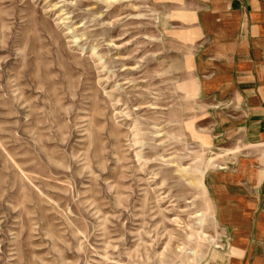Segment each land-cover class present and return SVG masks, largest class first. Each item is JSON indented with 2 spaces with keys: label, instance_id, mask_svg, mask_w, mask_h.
<instances>
[{
  "label": "rangeland",
  "instance_id": "rangeland-1",
  "mask_svg": "<svg viewBox=\"0 0 264 264\" xmlns=\"http://www.w3.org/2000/svg\"><path fill=\"white\" fill-rule=\"evenodd\" d=\"M171 10L0 0V264L225 257L206 177L234 156L228 110L200 95Z\"/></svg>",
  "mask_w": 264,
  "mask_h": 264
},
{
  "label": "crops",
  "instance_id": "crops-1",
  "mask_svg": "<svg viewBox=\"0 0 264 264\" xmlns=\"http://www.w3.org/2000/svg\"><path fill=\"white\" fill-rule=\"evenodd\" d=\"M167 3L200 95L228 110L234 156L206 177L229 239L225 257L213 264H264V0Z\"/></svg>",
  "mask_w": 264,
  "mask_h": 264
},
{
  "label": "bare ground",
  "instance_id": "bare-ground-1",
  "mask_svg": "<svg viewBox=\"0 0 264 264\" xmlns=\"http://www.w3.org/2000/svg\"><path fill=\"white\" fill-rule=\"evenodd\" d=\"M54 9V8H53Z\"/></svg>",
  "mask_w": 264,
  "mask_h": 264
}]
</instances>
